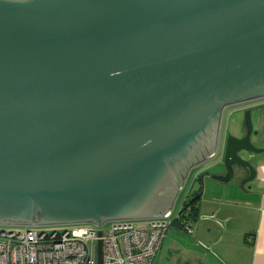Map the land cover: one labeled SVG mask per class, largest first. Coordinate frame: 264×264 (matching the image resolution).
<instances>
[{
  "label": "water",
  "instance_id": "water-1",
  "mask_svg": "<svg viewBox=\"0 0 264 264\" xmlns=\"http://www.w3.org/2000/svg\"><path fill=\"white\" fill-rule=\"evenodd\" d=\"M263 100L264 0H0V226L162 218L223 109ZM243 125L213 180H254Z\"/></svg>",
  "mask_w": 264,
  "mask_h": 264
},
{
  "label": "built area",
  "instance_id": "built-area-1",
  "mask_svg": "<svg viewBox=\"0 0 264 264\" xmlns=\"http://www.w3.org/2000/svg\"><path fill=\"white\" fill-rule=\"evenodd\" d=\"M174 218L120 220L94 225L0 226V264H155ZM189 226L184 231L189 234Z\"/></svg>",
  "mask_w": 264,
  "mask_h": 264
},
{
  "label": "rangeland",
  "instance_id": "rangeland-1",
  "mask_svg": "<svg viewBox=\"0 0 264 264\" xmlns=\"http://www.w3.org/2000/svg\"><path fill=\"white\" fill-rule=\"evenodd\" d=\"M247 107L246 104L233 106L227 108L223 115H225L223 119V125L221 130L222 137L225 136L226 131L229 128V133L233 134V136H239L240 132H243L242 127L240 126V116L238 117H230L231 114L228 112H232L237 108H245ZM226 113V114H225ZM222 115V117H223ZM252 135H251V144L255 147L254 140L260 139V136L255 138L253 133H256L259 129V120H258V113L252 112ZM239 119V120H237ZM243 122V121H242ZM261 131V129L259 130ZM262 132V131H261ZM260 132V135H261ZM263 136V135H262ZM261 136V137H262ZM215 155V156H214ZM212 157L205 159L204 161L200 162L197 165H193L188 169L186 172V176L184 182L181 184L179 191L175 196V200L173 205L170 208V215L174 218V220L178 217L181 219L180 212L183 209V203L185 200L189 199L191 196L195 197L197 194H201L199 198V220L197 222H189L186 225L189 226L191 229L189 234L184 231V229L180 230L175 225H171V229L167 231L164 237V242L169 240V243L174 245L177 244L178 248L180 249H189L193 248L196 254L200 251L195 249L197 246L201 251H203L201 246L206 247V243H208L209 238H213L215 232L220 230V237L218 243H221L223 237L226 236V228L227 224L224 222L225 220H221L222 217H225L226 213L232 211L234 214H239L241 211L240 209H235L231 207L232 204L234 205L233 201L242 200L244 198V190L243 186L241 185L245 178L237 177L236 175L242 171L240 168L234 166L232 178L228 183H221L216 180H213V176H223L225 174V168L223 165V150L219 151L217 154H214ZM246 154H242L241 158L243 160L247 159ZM240 170V171H239ZM178 171V170H177ZM243 172V171H242ZM173 180L175 178L170 172ZM202 177V181L199 182L198 178ZM239 178V179H238ZM215 217L216 221L224 222V228H222L216 221H211L208 219H201L203 217ZM46 226L45 228L48 229ZM57 229H63L62 226H55ZM235 229L239 227L237 225L234 226ZM173 230V231H172ZM239 230V229H238ZM171 231V232H170ZM223 235V236H222ZM228 235V234H227ZM222 236V239L220 240ZM227 237V236H226ZM167 243V242H166ZM166 244L164 245V247ZM208 248V247H206ZM220 248V246L216 247ZM210 249L209 257H205V260L211 262L210 258L213 260H218L220 264L222 261L218 258L217 254ZM204 252V251H203ZM201 253V252H200ZM182 259V257H180ZM217 261V262H218ZM223 264V263H222Z\"/></svg>",
  "mask_w": 264,
  "mask_h": 264
},
{
  "label": "crops",
  "instance_id": "crops-1",
  "mask_svg": "<svg viewBox=\"0 0 264 264\" xmlns=\"http://www.w3.org/2000/svg\"><path fill=\"white\" fill-rule=\"evenodd\" d=\"M259 104V108L264 110V102L261 101ZM228 131L229 128L226 133ZM254 143L256 148L262 150V153L252 156L251 166L255 169V178L243 185L244 198L233 201L234 205L231 206L240 209L241 217L232 211L227 212L221 219L225 220L224 222L227 224V237L224 236L222 239V235L220 238L222 241L218 243L220 230H217L213 238H209L206 243V247H211L223 264H264V126L260 139L254 140ZM244 175L245 173L240 171L236 176L243 178ZM197 206L199 209V202H197ZM198 220L199 217L196 222ZM235 225L239 227V230L234 228ZM218 246L220 248H216ZM195 249L201 253L196 254L193 248L180 249L177 244L174 245L169 243V240L165 242L163 240L154 262L155 264H219L213 258H210L211 262L209 263L205 260V257H209V255L197 246Z\"/></svg>",
  "mask_w": 264,
  "mask_h": 264
},
{
  "label": "flooded vegetation",
  "instance_id": "flooded-vegetation-1",
  "mask_svg": "<svg viewBox=\"0 0 264 264\" xmlns=\"http://www.w3.org/2000/svg\"><path fill=\"white\" fill-rule=\"evenodd\" d=\"M259 102H261V101H257V102H248V103H242V104H246V106L247 107H245V108H237L236 110H234V111H232V112H228V114H231L230 115V117L232 118V117H236V116H240V126L242 127V130H243V132H240L239 133V136L238 137H235V136H233V134H230L229 132H227V133H225V136L224 137H222V135H221V130H222V125H223V119H224V117H225V115H223V113H224V111L227 109V108H230V107H233V106H237V105H240V104H237V105H233V106H227V107H225L224 109H223V111H222V115H223V117H221V122H220V128H219V133H218V137L216 138V141H215V145H214V147L212 148V146H213V144L210 142V143H208L209 145H208V150L209 151H213L214 153H213V155L214 154H217L219 151H221V150H224V145H225V140H226V138L228 137V136H233V137H235V138H242L244 135H245V129H244V125H243V115H244V113L246 112V111H248V112H250V114L252 113V112H256V113H258V115H257V117H258V120H259V129H258V131H256V133H255V138H257V137H259L260 136V133H259V130L261 129V131L263 130V127L261 126L262 124H261V122H262V119H263V116H264V110L262 109L261 110V108H259ZM263 102H264V100H263ZM241 104V105H242ZM226 114V113H225ZM252 116V115H251ZM252 119V118H251ZM252 135V134H251ZM251 141V140H250ZM253 146V145H252ZM254 147V146H253ZM254 148H256V147H254ZM204 149L206 150V152H209L208 150H207V148H205V146H204ZM256 149H258V148H256ZM200 153H201V155L202 154H204L203 152H202V150L199 148V150H198ZM202 156H204V155H202ZM215 156V155H214ZM253 156V155H252ZM252 156H247V159L246 160H249V162H250V165H251V163H252V160H253V157ZM234 167V166H233ZM233 167H232V169H233ZM252 167V166H251ZM253 168V167H252ZM242 170V169H241ZM253 170L255 171V169L253 168ZM240 171V170H239ZM244 173H245V175H244V177L243 178H247V176H248V173L247 172H245L244 170H242ZM226 172V171H225ZM226 174V173H225ZM224 174V175H225ZM255 174H256V172H255ZM223 175V176H224ZM201 177V176H200ZM199 179V178H198ZM189 199H195L193 196H191ZM174 221V220H173ZM186 224H187V222H185ZM186 227H187V225H186Z\"/></svg>",
  "mask_w": 264,
  "mask_h": 264
},
{
  "label": "trees",
  "instance_id": "trees-1",
  "mask_svg": "<svg viewBox=\"0 0 264 264\" xmlns=\"http://www.w3.org/2000/svg\"><path fill=\"white\" fill-rule=\"evenodd\" d=\"M198 200L195 199H187L183 203V209L180 212L181 219H178V217L172 222V225H175L174 227L182 230L186 227V223L196 222L199 215V209L197 206ZM172 227V226H171Z\"/></svg>",
  "mask_w": 264,
  "mask_h": 264
}]
</instances>
